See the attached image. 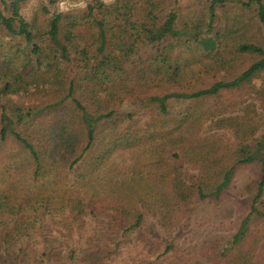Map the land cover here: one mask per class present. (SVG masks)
I'll list each match as a JSON object with an SVG mask.
<instances>
[{
	"label": "rangeland",
	"instance_id": "obj_1",
	"mask_svg": "<svg viewBox=\"0 0 264 264\" xmlns=\"http://www.w3.org/2000/svg\"><path fill=\"white\" fill-rule=\"evenodd\" d=\"M91 1L80 0L68 5L60 3L57 10L84 14L91 9ZM178 1L184 15H192L202 7L203 3L200 2L208 0ZM46 2L29 0L24 12L27 19L35 13L37 5ZM216 17H222V29L249 24L251 28L247 33L258 35L260 39L263 37V26L257 24V18L251 21L252 16L246 15L238 0H225L224 9L217 10ZM176 51L179 53V49ZM188 57L190 68L183 71V78L178 83L160 85L155 81L145 85L138 80L132 84L127 82V89H134L133 96L118 92L109 97V101L98 104L96 101L105 97V94L88 86L78 87L70 96H65L66 91L54 89L38 91L32 83L19 94L0 93V131L1 116L4 114L13 122L12 131L25 137L34 135L45 139L47 135L57 138L62 132L65 134L63 137L68 135L74 141L73 151L64 148L60 141L49 142L50 155L40 171L36 172L33 159L11 133H8L4 141L0 136V213H8L11 207H14L16 213H27L29 206L37 207L39 213H43L40 205L52 213H61L50 220L45 219L44 224L31 230L28 239L12 241L14 245L22 244L33 250L27 248L28 254L36 255L50 250L52 253L59 251L61 256L48 253L49 258L44 262L27 256L23 264H232L236 259L241 261L243 257H250L255 243H249V234L237 245L234 237L242 220L250 213L259 181L260 165L254 162L237 167L229 186L221 192L219 198L209 195L214 189L213 183H208L204 199L199 198L194 185L199 183L201 176L216 178L218 183L220 178L214 170L218 164L215 163L227 164L233 150L246 142L237 138L232 128L219 129L220 119L241 116L245 105L253 103L257 106L262 126L250 138V143L264 133V102L254 92L255 89H264V74L253 79L252 91H249L248 86H242L222 91L220 97L207 96V90L214 83L232 81L257 56L248 52L235 53L229 67L219 72L211 70L214 66L212 58L197 63V58L192 54ZM183 59L181 57L180 61ZM208 67L210 70H205ZM25 70L26 73L34 69L29 66ZM67 74L72 75L70 69ZM43 84L45 89L48 88L47 84ZM170 92H187L201 98L204 96L195 101L176 100L172 97L168 101V116L172 118L178 113L186 116L191 106L204 107V116L197 122L195 129L190 131L199 143L207 145V151L212 154L209 159L199 161L195 157L197 147L190 151L188 148L185 154L175 143L172 144L173 138L170 137H177L182 132L167 135L168 139L164 136L163 133L174 126L173 121L162 127V116L156 106L149 104L145 98L152 94ZM75 100L93 116H97L98 111L114 110L118 116L116 121H119L123 119L119 115H124V118L127 113L132 115L130 120H122L121 130L109 128V134L112 133L109 136L115 133L119 137H126L129 146L110 154L103 164L90 166V161L98 156L95 148L84 153L79 164L71 166L72 160L82 153L87 142L78 125L81 112L77 110ZM197 101L199 104H192ZM53 103L55 107L51 106ZM11 104L18 106L24 115L30 108L35 111L40 109V113L17 125L13 115L14 105ZM74 120L76 122L73 126ZM192 124L193 121H189L184 125L187 132ZM157 143L160 147L165 145L164 149L156 146ZM175 154H178V160ZM175 164L180 165V177L188 187H194L186 202H176V194L170 190L173 176L168 181L171 184L167 183L166 186L163 185L165 181L157 176ZM199 168H202L201 171ZM209 168V173H212L207 175L204 172ZM152 184L154 186L150 187ZM163 194H167V204L166 208L161 209L162 205L155 201H161ZM138 216L141 218L138 225H135ZM3 218V214H0V221ZM251 222L250 231L260 230L258 233L264 237V220L252 218ZM131 225L134 226L130 228ZM0 245V264H6L3 262L5 257L1 237ZM166 249L170 250L166 252ZM50 258L56 261L50 262Z\"/></svg>",
	"mask_w": 264,
	"mask_h": 264
},
{
	"label": "trees",
	"instance_id": "obj_2",
	"mask_svg": "<svg viewBox=\"0 0 264 264\" xmlns=\"http://www.w3.org/2000/svg\"><path fill=\"white\" fill-rule=\"evenodd\" d=\"M28 1L0 0V40H6V42H0L1 94H19L32 83L38 91L54 89L53 91H66L65 96H70L78 90V87L88 86L107 96L106 99L102 97L96 101L97 104L103 103L109 101V97L118 92L133 96L134 89L128 90L127 82L132 84L133 81L138 80L145 85H151L155 81H158L160 85L170 84V82L178 83V80L183 78V71L190 68L188 62L190 54L197 58V63H201L206 58H212L214 66L211 70L215 69L216 72L226 70L235 53L248 52L257 56V59L232 81L214 83L207 90V96L220 97L222 91L242 86H248L249 91H252L254 90L253 79L264 74V33L261 34L263 35L261 39L258 35H250L247 33L251 28L249 24L222 29V17L217 19L216 11L224 9L225 0L202 1L200 2L203 3L202 7L196 9L192 15L191 13L184 15L181 7L178 6V0H92L89 7L91 9L84 14L57 10L60 3L68 5L78 3L80 0H47L46 3L37 5L35 13L27 19L24 12L28 7ZM238 2L246 15L252 16L251 21L257 18V24L264 28V0H238ZM176 49H179V53H175ZM181 57H184L183 61H180ZM29 66L34 70L25 73V69ZM69 69L71 76L67 74ZM205 70H210V67ZM46 73L49 76L46 77ZM43 83L47 84L48 88L45 89ZM153 86L154 84L151 87ZM254 92L259 100L264 102V89H255ZM172 97L176 100L193 99L195 101L204 96L201 98L187 92H170L163 95H149L145 101L156 106L159 115L162 116V127H166L167 123L173 121L174 126L163 133L165 137L176 131L182 132L177 137H170L173 138L172 144L175 143L185 154L188 148L189 151L198 148L195 157L199 161L209 159L212 154L207 151V145L199 143L190 131L195 129L197 122L204 116L202 113L204 107L197 108L194 105L187 110L188 115L178 113L170 118L168 101ZM74 103L77 110L81 112L78 125L87 142L82 153L72 160L71 166L79 164L84 153L95 148H97L98 156L90 161V166L103 164L109 159L110 154L129 146V139L126 137H119L115 133L109 136L112 134H109V128L114 130L116 127L121 130L124 122L122 120H130L132 115L127 113L125 118L124 115H119L123 119L116 121L118 116L114 110L98 111V115L93 116L79 101L75 100ZM196 103L199 104L198 101L192 104ZM13 105L11 104L14 107L13 115L17 125L22 124L25 119H33L35 114L40 113V109L35 111L30 108L24 115L18 106ZM51 106L55 107V104ZM256 108L255 104L249 103L242 109L241 116L220 119L219 129L232 128L236 137L246 142L233 150L227 164L215 163V165L218 164L217 169L214 168L220 178L218 183L216 178H209V181L206 176H201L199 183L194 185L199 198L204 199L206 197L204 191L208 183H213L214 189L209 195L219 198L221 192L229 186L237 167L254 162L260 165L259 181L250 213L242 220L234 237L235 245H237L248 233L249 243H255V247L249 258L243 257L241 261L236 259L232 261V264H264V237L258 233L260 230L250 231L252 218L264 220V133L252 143H250L252 140L249 141L262 126L261 117ZM189 121H193V124L187 132L184 125ZM75 122L74 120L73 126ZM1 123V140H6L8 133H11L14 140L33 159L36 172L40 171L50 155L48 154L49 142L60 141L64 148L67 147L69 151L74 150V141L68 135L66 138L63 137L65 134L62 132L57 138L47 135L45 139L34 135L25 137L21 133L12 131L13 122L4 114L1 116ZM160 145L156 144L158 147ZM164 147L165 145L160 148L163 150ZM174 156L177 160L179 159L178 154ZM179 166L175 164L169 169H164L157 176L165 181L163 183L165 186L173 176L172 184L168 183V185L171 184L170 190L176 194V202L178 200L186 202L190 199V192L194 187L189 188L186 181L180 177L182 175ZM201 169L199 168V171ZM210 169L203 172L207 175L211 174ZM153 186L154 184L150 187ZM166 196L167 194H163L161 201H155L162 205L161 209L166 208ZM39 208H42L43 213H39L37 207L32 206H29L27 213H16L14 207L9 208L8 213H0L4 217L0 221L4 263L23 264L27 256L29 259L32 256L34 260L42 259L44 262L43 260L49 258L48 253L61 256L59 251L52 253L50 250L32 255V253H26L29 247L12 244V241L20 242L28 239L31 235L30 231L44 224L45 219L50 220L54 216L61 215V213H52L43 205ZM1 209L2 205H0ZM130 215L131 213L128 216ZM140 218L138 216L135 219V225H138ZM132 226L134 225L130 228ZM169 250L166 249V252ZM30 251L33 250L30 249ZM55 258H50V262L56 261Z\"/></svg>",
	"mask_w": 264,
	"mask_h": 264
}]
</instances>
